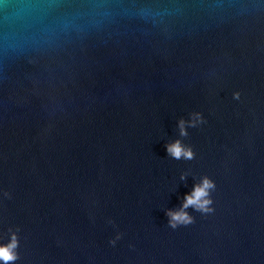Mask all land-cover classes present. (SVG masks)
<instances>
[{"label":"water","instance_id":"95a60500","mask_svg":"<svg viewBox=\"0 0 264 264\" xmlns=\"http://www.w3.org/2000/svg\"><path fill=\"white\" fill-rule=\"evenodd\" d=\"M13 242L8 264H264V0H0Z\"/></svg>","mask_w":264,"mask_h":264},{"label":"clouds","instance_id":"9594fccd","mask_svg":"<svg viewBox=\"0 0 264 264\" xmlns=\"http://www.w3.org/2000/svg\"><path fill=\"white\" fill-rule=\"evenodd\" d=\"M184 121H180L181 135L186 133L183 130ZM167 152L176 159H180L182 156L186 159L192 158V153L190 150L185 149L181 146L179 141H176L173 144L166 146ZM213 184L208 179H204L202 183L198 186H195L191 195H186L184 198V203L182 208H188L192 206L197 210L207 211V205L210 203L208 199H205L208 196V189L212 188ZM168 216L170 217L169 223L172 227L176 226V223H189L191 218L184 211L169 212ZM12 245L7 247H0V260H3L5 264H8V261L14 260L15 256L11 253L10 249L14 247Z\"/></svg>","mask_w":264,"mask_h":264}]
</instances>
